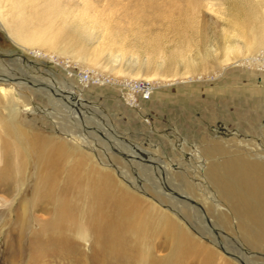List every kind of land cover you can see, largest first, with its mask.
Here are the masks:
<instances>
[{
    "label": "rangeland",
    "instance_id": "374dc122",
    "mask_svg": "<svg viewBox=\"0 0 264 264\" xmlns=\"http://www.w3.org/2000/svg\"><path fill=\"white\" fill-rule=\"evenodd\" d=\"M227 55L231 61L225 60ZM80 71L115 84H84ZM0 76L10 79L0 81V139L27 153L19 194L0 185V264H36L27 247L30 230L23 245L16 243L12 251L5 249L2 234L14 220L17 200L29 202L38 177L46 173L48 162L33 154L32 138L43 151L64 150L57 157L59 186L67 171L75 169L85 178L90 162L103 163L131 188L133 197L155 208L133 231L139 236L143 229L156 228L159 211L177 215L143 192L144 179L135 171L127 168L134 187L124 181L111 154L89 136L90 129L79 127L74 119L78 113L70 114L63 99L56 105L41 89L22 83L56 88L65 99L75 94L88 107V124L96 127L102 114L128 147L167 165L173 184H179L175 174H180L202 191L205 185L194 168L205 162L201 141H232V148L245 140L249 148L264 149V0H0ZM140 76L153 92L132 105L128 90L119 86ZM139 158L148 165L146 157ZM180 223L209 245L189 222ZM165 228L169 233L171 227ZM175 242L172 235L155 238L153 243L161 246L157 255H166V245ZM67 258L52 255L44 264H74Z\"/></svg>",
    "mask_w": 264,
    "mask_h": 264
},
{
    "label": "bare ground",
    "instance_id": "6f19581e",
    "mask_svg": "<svg viewBox=\"0 0 264 264\" xmlns=\"http://www.w3.org/2000/svg\"><path fill=\"white\" fill-rule=\"evenodd\" d=\"M231 59L227 55L225 60ZM140 77L137 81L147 83L146 77ZM0 81L10 79L0 76ZM22 84L41 89L56 105L57 100L63 99V105L71 108L70 114L78 113L74 119L79 127L90 129L89 136L97 139L111 154L110 158L123 180L134 187L136 180L129 170L135 171L140 180L144 179L143 192L157 199L162 206L171 207L178 217L159 211L156 228L143 229L139 236L133 235V231L148 220L149 209L151 212L155 208L133 197L131 188L119 181L117 175L110 172L112 169H107L103 163L90 162L85 178H81L75 169L67 171L65 183L59 186L61 171L57 157H63L64 150L50 147L43 151L38 139L32 138L33 154L40 162H48L44 167L46 173L38 177L29 202L15 201L14 220H10L2 233L6 250L12 251L19 242L23 245L30 230L27 247L36 264H44L52 255L70 257L74 264H264V158H259L264 156V149L258 146L257 149L249 148L245 140L232 148L229 146L232 141H224V145L201 141L200 155L205 162H196L194 168L205 188L197 190L180 174H175L179 180L175 185L170 180L171 169L167 165L161 167L140 150L128 147V142L116 134L102 114H99L101 117L95 123L96 127L88 124V107L75 94L68 96L67 101L65 94L59 95L56 88L45 84L35 86L30 82ZM149 91L148 98L153 92L150 86ZM0 141V185L2 188L13 187L19 194L20 186L23 187L27 153L25 155L24 149H12L7 138ZM110 150L127 160L123 162ZM191 153L190 156L194 157V151ZM140 156L147 158L148 165L141 164ZM123 186L126 192L121 189ZM82 191L86 194L82 195ZM2 201L8 202L6 199ZM196 201H201L203 206ZM38 211L42 215H35ZM135 218L138 224L134 223ZM182 220L189 222L197 237L204 238L209 245L192 235L184 223H180ZM164 225L171 227L170 234ZM169 235L174 236L176 242L166 245V255H157L161 246L153 241ZM222 253L229 259L221 257Z\"/></svg>",
    "mask_w": 264,
    "mask_h": 264
},
{
    "label": "built area",
    "instance_id": "2783aa9c",
    "mask_svg": "<svg viewBox=\"0 0 264 264\" xmlns=\"http://www.w3.org/2000/svg\"><path fill=\"white\" fill-rule=\"evenodd\" d=\"M79 80L84 83V84H97V83H104L108 82L110 84H115V81L110 80V79H103L98 75H94L88 71H80L78 74ZM105 80V81H104ZM119 86L118 84H116ZM149 86L148 83H142L141 81H132L131 83H124L119 86V89L121 91L123 89H127L128 92L126 93L127 99H129V102H131L132 105L137 103V99H146L149 96ZM138 97V98H137Z\"/></svg>",
    "mask_w": 264,
    "mask_h": 264
}]
</instances>
